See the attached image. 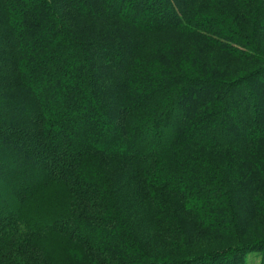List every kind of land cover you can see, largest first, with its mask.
Wrapping results in <instances>:
<instances>
[{
	"label": "trees",
	"instance_id": "1",
	"mask_svg": "<svg viewBox=\"0 0 264 264\" xmlns=\"http://www.w3.org/2000/svg\"><path fill=\"white\" fill-rule=\"evenodd\" d=\"M264 264V0H0V264Z\"/></svg>",
	"mask_w": 264,
	"mask_h": 264
},
{
	"label": "rangeland",
	"instance_id": "2",
	"mask_svg": "<svg viewBox=\"0 0 264 264\" xmlns=\"http://www.w3.org/2000/svg\"><path fill=\"white\" fill-rule=\"evenodd\" d=\"M257 261H258L257 259L254 260V262L252 264H259Z\"/></svg>",
	"mask_w": 264,
	"mask_h": 264
}]
</instances>
